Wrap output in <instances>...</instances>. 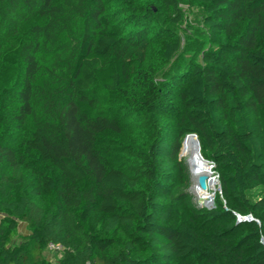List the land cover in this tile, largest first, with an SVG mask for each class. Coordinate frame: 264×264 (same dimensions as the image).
<instances>
[{"label":"trees","instance_id":"16d2710c","mask_svg":"<svg viewBox=\"0 0 264 264\" xmlns=\"http://www.w3.org/2000/svg\"><path fill=\"white\" fill-rule=\"evenodd\" d=\"M124 1L113 16L107 0H0V264H49L51 243L59 264H264V0H198L219 48L167 83L150 57L170 62L180 37L147 23L151 2ZM157 1L181 22L177 0ZM46 52L56 87L40 88ZM191 134L221 192L183 219L168 179Z\"/></svg>","mask_w":264,"mask_h":264},{"label":"rangeland","instance_id":"374dc122","mask_svg":"<svg viewBox=\"0 0 264 264\" xmlns=\"http://www.w3.org/2000/svg\"><path fill=\"white\" fill-rule=\"evenodd\" d=\"M141 1L146 0H138L140 3ZM151 2V6L154 9V13L152 14L153 21L149 20L150 17L147 19V23H150L152 29H157V27L167 28L168 31L175 36L180 37L181 39V49L176 53L174 58L170 62L162 61L160 58V54L157 56H151L150 60L156 59L159 66V72L157 75V80L159 82L167 83L171 80H174L178 76V72L182 71L189 66L194 64H203V53L209 49L217 50L219 45L212 39L211 27L209 24L210 17L208 9L205 5L200 3L198 0H177L179 2V7L181 9L183 19L181 22L177 23L176 19L177 15L174 14L171 8L167 6H163L157 0H147ZM128 3L124 0H107V6L109 12H113L112 15L115 16L117 13L124 12ZM130 12V11H129ZM125 14H123L124 16ZM122 16V15H121ZM122 18V17H119ZM247 26V21H244L240 28H236L235 36L242 33L244 28ZM261 37L264 38V28L261 26ZM153 52L156 50V53H160L158 51L159 48V41L153 43ZM49 51V50H48ZM152 52V53H153ZM154 55V54H153ZM158 58V59H157ZM53 63L52 54L50 52H46V55L43 59L44 69L42 70L38 84L40 88L44 87L45 85H51L52 87H56L55 85V78H50L46 74L50 69L51 64ZM178 86V85H177ZM95 95L98 98V103L100 105V109L106 114H114L116 112V108H114L113 101L110 100V97L102 90L98 89L95 92ZM149 119L141 120L140 123L137 125V129L140 131V135L144 136L145 132L147 131L146 121ZM260 121L263 123L262 127V138L264 141V110H260ZM129 122L123 120V125L127 126ZM128 125H131L130 123ZM136 132H138V130ZM160 133L163 137H165V131L163 129L160 130ZM166 138H170L169 136ZM184 142V141H183ZM179 161H181L182 165L180 169H174L171 171L172 173L169 174L170 178L168 181L171 184L172 190L176 197H185L188 196L187 203L181 205L179 207L180 217L183 219H187L190 215L191 208H207L211 209L216 206V196L221 192V183L219 179V175L216 170V164L209 160L211 165L213 166V172L218 179L217 190L210 191L212 197L214 198V202L212 205H207L204 199L200 197V195L195 192L194 185L195 181L194 177L191 172V168L188 164V155L184 152L180 153ZM198 184V183H197ZM199 186V185H198ZM200 187V186H199ZM52 197L49 193H45L44 197L35 198L36 201L40 205H47L51 200L49 199ZM207 197V196H204ZM5 214L0 211V223L2 218ZM71 214L67 213V218L71 220ZM72 216V220H73ZM93 221L94 225H97L99 228L102 226L103 217L102 214L98 211L93 212ZM240 222L241 219H238ZM30 230L26 223L19 222L18 230L16 237L13 241L14 245L22 244L30 235ZM44 258L49 264H59L63 258V250H51L47 249L44 251Z\"/></svg>","mask_w":264,"mask_h":264},{"label":"bare ground","instance_id":"6f19581e","mask_svg":"<svg viewBox=\"0 0 264 264\" xmlns=\"http://www.w3.org/2000/svg\"><path fill=\"white\" fill-rule=\"evenodd\" d=\"M199 144L200 143L196 136L192 134L188 135L184 139L182 152L188 155V164L191 168V172L195 181L202 174L208 175L207 189L203 190L202 188H200L196 181L194 190L200 195V197H202V199H204L207 205H212V203L214 202V198L212 197V194H210V191L217 190L218 179L213 172V166L211 165V163L206 161L202 157V153L199 149Z\"/></svg>","mask_w":264,"mask_h":264},{"label":"water","instance_id":"95a60500","mask_svg":"<svg viewBox=\"0 0 264 264\" xmlns=\"http://www.w3.org/2000/svg\"><path fill=\"white\" fill-rule=\"evenodd\" d=\"M192 135H194V136L197 137L196 134H192ZM197 138H198V137H197ZM198 141H199V139H198ZM199 143H200V141H199ZM200 147H201V145H200ZM202 157L204 158L203 155H202ZM204 159H205V158H204ZM205 160L209 162V160H207V159H205ZM207 180H208V175H207V174H202V175H200V176L197 178V183H198V185L200 186V188H202L203 190H206L207 187H208ZM245 219H247V218H246V217H242V218H241V220H245Z\"/></svg>","mask_w":264,"mask_h":264},{"label":"built area","instance_id":"2783aa9c","mask_svg":"<svg viewBox=\"0 0 264 264\" xmlns=\"http://www.w3.org/2000/svg\"><path fill=\"white\" fill-rule=\"evenodd\" d=\"M247 219H254L253 215H248V216H245ZM242 217L240 215H238V219H241ZM48 249H51V250H59V249H62L61 247H58L56 246L55 244L51 243L49 244L48 246Z\"/></svg>","mask_w":264,"mask_h":264}]
</instances>
